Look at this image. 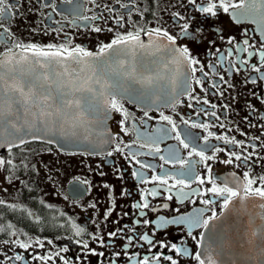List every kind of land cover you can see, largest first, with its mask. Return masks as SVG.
Masks as SVG:
<instances>
[{
	"label": "flooded vegetation",
	"instance_id": "obj_1",
	"mask_svg": "<svg viewBox=\"0 0 264 264\" xmlns=\"http://www.w3.org/2000/svg\"><path fill=\"white\" fill-rule=\"evenodd\" d=\"M10 3L14 0H9ZM122 3H130L131 0H121ZM43 3L54 5L53 7H43ZM136 9H133L131 19L125 16L128 23L125 28L119 29L124 32L125 29L131 30L133 26L148 28L164 27L171 34L176 35L179 32L178 24L182 23L173 18V12H181L185 18L191 17V29L200 28L203 30L202 40L200 43H189L188 46L195 56L200 61V66H203L204 72L208 73L207 77L203 73L197 71L195 76L203 81L202 90L200 86L193 83L195 89L194 96L198 97L200 102L190 99L186 94L179 96V103L175 108L172 106H164L161 101L151 103L145 100L143 103L130 101L127 95L118 97L124 108L129 113V118L124 125L128 129L127 134L121 131L120 121L123 116L120 113L112 112L107 120L110 138L116 137L111 145H103L96 148L95 151L99 154H90V150H63L53 144L43 141H31L24 146L25 151L13 149L10 155L7 150L0 153V157L4 159H13L15 168L9 166L6 169H0V199L4 200L5 205L0 206V226L7 227L8 224L14 225L16 236H11L7 230L0 232V255L3 252H8V255L20 254L25 257L24 261H6L5 264H41L40 261L32 259L36 255H54L61 248L67 247L68 252L60 254L69 260V264H109L113 261L114 264H131L128 256L121 255L119 258L112 255L114 251H124L123 245L127 243L126 239L114 238L111 241L110 247H103L100 244L92 241L89 238V233L103 237L106 241L109 240L107 234L115 231L117 228H122L127 225L129 228L135 226L134 221L144 219L138 215L139 210L132 207L136 202L140 201L141 190H148L153 187L161 192V195L156 197L149 196L148 199L153 207L159 208L158 212H149L148 218L152 220L158 219L163 215L166 218L179 215L181 213H194L198 209H204L203 218H208L212 215L211 210H215L216 214H220L222 209L223 196H216L207 190L212 187L208 182V168L205 167V162H200L199 157L193 155L188 157V149H184L174 138L176 133L171 131V125L167 121L160 119V113L172 116L177 124V131L184 136V130L190 131L195 136L200 137L198 143L204 146L203 137L208 135L203 128H189L182 122V119L190 120L196 123H207L210 125L208 131L215 135L209 137L208 145L220 148H225V152L215 153L216 159L209 160L206 163L211 166V176L216 181L217 185L223 186L228 182L230 187H235L233 174L236 180L243 182V173L249 171L250 177L258 178L264 175V81H258L256 84L251 83L252 78H256L258 74L248 70L240 72H232L228 74L224 71L228 61L238 62L240 59H248L249 64L258 63V56L249 58L247 53H235L233 56L224 61V67L220 66L219 55L215 53L219 48L226 55L231 47L227 43L228 37H236L242 42V33L247 30L251 37L250 43L256 44L259 47V33L257 25L249 21H242L237 24L228 15L221 13L218 18L205 19L201 14L196 12L195 8L181 7L178 0H135ZM20 11L18 15L11 18L10 21L5 20L3 23L11 29L17 41L34 42L40 45L48 43H68L70 46H81L88 51L97 52L101 43H108L114 37L113 32L107 31L108 27L115 28V22L109 18L113 15L118 16L125 13V9H121L116 0H20ZM96 4L101 7L97 8ZM79 7V13L85 16L103 14L105 20L83 21L75 20L77 15L76 8ZM104 5H109L116 9L115 13H109ZM31 7L32 11H29ZM148 8L149 11L144 13V18L137 15V11L144 12ZM159 20V23H157ZM134 21H139L138 25H133ZM94 25L101 26L105 31L97 33L92 30ZM33 29H36L34 32ZM56 30V31H52ZM2 31V29H0ZM47 31V34L45 32ZM7 35V34H6ZM224 40L220 39V36ZM142 39L147 41V37L142 34ZM214 41V43H210ZM181 43H188L182 40ZM12 46V42L7 44L0 43V52L5 51ZM14 51H18L14 49ZM210 64H215V70L210 67ZM189 72L186 67L180 69V73ZM180 73H173L176 77V90L180 91ZM223 75L225 81H228L233 87L229 88L227 84L219 80V76ZM217 87L213 88L212 85ZM133 87L139 89V84H134ZM171 87V85H169ZM227 89L225 95L221 97L220 91ZM255 93V95H253ZM203 99H207L209 105L202 103ZM192 104L193 107L188 105ZM215 104V109L210 105ZM222 105H228L227 108ZM205 109L209 115H205L201 109ZM148 111V115L152 119L144 116V112ZM212 111L217 113L219 120L210 115ZM177 113L179 115H177ZM199 113V115H197ZM247 118V119H246ZM223 123L224 127L219 125ZM168 130L165 135L164 130ZM243 133V135H242ZM163 136L164 138L158 141V146L161 149L159 153L148 155L149 149L141 147V144L149 143V138L156 139ZM216 136H228L230 139L235 137L238 141L242 140L249 147L248 152H255L258 155L253 156L255 163L251 168L244 165H239V162L234 164H224L220 161L228 158L229 151L242 153V150L233 145H226L223 141L217 140ZM259 136L260 140L255 141L254 137ZM187 142V141H186ZM121 143L124 148L123 153H115L112 156H107V151H113L115 144ZM255 144L253 148L251 145ZM128 145V147H125ZM174 147L179 150L180 156L189 160L195 167L196 175L205 179L203 185L199 184L194 178L190 181L189 187L184 188L185 192L192 193L195 190L203 195H190L188 199L181 204L176 195L173 194L171 201L166 199L169 194L163 191L155 182L140 184L139 181L132 176L134 170L139 169L134 161H131L130 153H143L136 159L151 164L152 169H142L145 177L150 180L152 175L163 176L165 171L175 174L177 171H182L179 165L165 163L161 160V156L167 157L169 148ZM212 147H208L206 155H213ZM242 154L246 155L247 152ZM128 156L129 159H125ZM25 165L27 167H25ZM119 169V172L117 171ZM103 173V175H101ZM122 177V178H121ZM181 179L184 177H176ZM175 183V180L170 179L169 184ZM107 184L109 187H104ZM180 186L177 185L173 189V193ZM127 190L130 195H122L121 193ZM201 200H212L214 203L205 205ZM43 201V203H41ZM115 208L111 215L105 219V213L110 208ZM194 201V202H193ZM167 203L169 207L164 209L160 205ZM8 204L16 205L15 209L8 208ZM91 205H95L92 207ZM179 209L177 213L175 209ZM28 212L33 215L28 216ZM124 213H128L127 216ZM39 217V220L36 219ZM86 229L83 237H76L71 223ZM137 232H148L151 235L150 228L156 231L157 240H165L177 243L187 247L190 252L198 251L196 241L192 240L187 235V229L184 226L169 225L167 229H155L152 225L150 228L136 226ZM203 228L193 229V235L198 239ZM24 233H27L25 235ZM166 233V234H165ZM125 235H133V233L125 230L120 234V237ZM31 237L34 241L37 238H51L52 245H47L45 248H40L33 244L27 250L19 249L15 246L4 245V240L20 239L27 241ZM77 239H88L90 247L97 252H105L107 259L104 257H96L87 254L81 250V246L76 244ZM142 243V242H141ZM11 247V251H9ZM144 248L129 247V253L138 252L140 256L146 254ZM153 252L157 249H152ZM166 254L172 255L167 249L163 250ZM151 255V253H147ZM77 257H84L83 260H77ZM53 264H63L62 261L55 260ZM167 264V262H163ZM181 264H197L191 257L181 259Z\"/></svg>",
	"mask_w": 264,
	"mask_h": 264
},
{
	"label": "snow or ice",
	"instance_id": "obj_2",
	"mask_svg": "<svg viewBox=\"0 0 264 264\" xmlns=\"http://www.w3.org/2000/svg\"><path fill=\"white\" fill-rule=\"evenodd\" d=\"M38 2L42 3L43 0H38ZM68 2L71 3V0H68ZM92 2L95 3V0H92ZM178 2L181 7L195 8L196 12L201 14L206 20L218 18L221 13H224L228 14L237 24L242 21L256 24L260 38L258 48L256 44L250 43L251 37L248 31L244 30L242 42L238 41L236 37L227 38V43L231 47L226 55L219 48L213 54L220 53L219 61L221 67H224V61L235 53H247L249 58L258 56V63L253 62L251 64H249L248 59H240L238 62L229 60L227 67H224V71L231 74L232 72L238 73L241 70L250 68L251 72L258 74L256 78L251 79L252 84L264 81V0H178ZM116 3L119 4L121 9H125L126 12L118 16L109 17L114 20L115 28L108 27L107 31L113 32L114 37L108 43H101L97 52H92L79 45L72 47L70 46V41L61 44L48 43L47 45L17 41L11 29L6 27L3 21H10L13 16L19 14L20 0H14L12 3L9 0H0V29H2L0 31V43L7 44L9 41L12 42L11 47L0 52V149H7L10 155L14 148L25 151L24 146L26 144L31 141H43L44 135L52 129H59L66 133L70 132L73 137L82 135L85 139L94 131L100 136L106 137V122L112 112L120 113L123 116L120 121L121 131L127 134L128 129L124 125L129 118V113L118 99L122 95H127L133 103H143L145 100L151 103L161 101L164 106H172L173 108L180 102V95L186 94L190 99L200 102L198 97L193 95L195 89L192 85L194 83L200 86L202 90L205 89L203 88L202 79L197 78L195 73L200 71L204 77H207L208 73L204 72L203 66L197 67L200 65V61L192 55L188 44L200 43L203 30L200 28L191 29V17L186 19L181 12L177 11L173 12V18L182 23L178 24L179 32L176 35L171 34L164 27L148 28L147 26H133L131 30L125 29L124 32H120L119 29L125 28L128 23L125 16L131 19L133 9H136V3L135 0H131L130 3H122L121 0H116ZM43 7L54 8V5L43 3ZM79 7L78 5L76 8L77 15L75 20L89 22L105 20L106 22V18L102 13L85 16L79 13ZM96 7L99 8L101 5L96 4ZM104 7L109 13L117 11L109 5H104ZM29 11H32L31 7ZM148 11L149 9L145 8L144 12L137 11V15L144 18V13ZM157 23H159V20H157ZM138 24L139 21L133 22V25ZM92 30L97 33L105 31L103 27L98 25H94ZM33 31L35 32L36 29H33ZM45 34H47V31ZM142 34L148 38L147 41L142 39ZM220 39L224 40V37L221 35ZM182 40H186L188 43H181ZM210 43H214V41ZM14 49L18 51H14ZM182 67L189 69L190 73H180ZM210 67L215 70L216 65L210 64ZM57 68L62 70H57ZM173 73H180L182 76L180 91L176 90V77L172 75ZM219 80L227 84L229 88L233 87L228 81H225L223 75L219 76ZM134 84H139L141 87L137 89L133 87ZM212 87L216 88L217 85L213 84ZM226 91L227 89L220 91L219 95L223 97ZM202 103L209 105L210 102L207 99H203ZM188 106L193 107L192 104ZM210 107L215 109L217 106L211 104ZM222 107L227 108L228 105H222ZM201 111L205 115H209L205 109L202 108ZM177 115L179 114L177 113ZM210 115L216 117L217 120L220 119L215 111H212ZM144 116L152 119L148 115V111L144 112ZM160 119L167 121L171 125V131L176 133L172 138L178 141L184 149L189 150V158L195 155L199 157L200 162H205V167L208 168L209 172L207 180L212 185L207 191L216 196L224 197L222 209H228L235 201H239L241 204L254 199L264 201V175L252 178L249 171H245L243 173V182L236 180L235 174H233L235 187H230L228 182H225L222 187L217 185L211 176V166L206 162L215 160V153L225 152L226 149L208 145L209 137L215 135L213 132L208 131L209 124L196 123L181 118L182 122L189 128H203L208 132V135L202 138L204 146H201L198 143L200 137L195 136L190 131L184 130V136L183 138L181 137V133L177 131V124L172 116L161 112ZM219 126L224 127V124L221 123ZM164 133L167 135L168 130L165 129ZM163 138V136L156 139L149 138L150 142L141 144V147L149 149L148 155L159 153L161 149L158 146V141ZM114 139L116 137L111 139L104 138L101 143L111 145ZM216 139L223 141L226 145L240 148L242 153L247 152L244 155L236 151H229L228 158L220 161L221 163L231 165L239 162L238 166L244 165L248 168H251L255 163L253 156L258 155V153L248 152L247 148L249 146L244 141H238L235 137L230 139L228 136H216ZM254 140L259 141L260 137L256 136ZM47 143L52 144L54 141L48 139ZM260 146L264 147V144ZM125 147H128V145H125ZM208 147H212L213 155H206ZM251 147L255 148L256 145L253 144ZM114 152H124L121 143H116L113 151H107L106 155L112 156ZM90 154H99L95 151V146ZM142 154L139 152L129 154L131 161L139 165V169L134 170L132 176L140 184L155 182L163 188L164 192L169 193L166 196L167 200L171 201L174 194L181 204L190 195H203V193H197L195 190L192 193L184 191V188L190 186L187 181L194 178L199 184L203 185L205 179L196 175L194 165L189 160L182 158L177 148L170 146L167 157L161 156L160 159L164 160L165 163L179 165L182 171H177L175 174L165 171L163 176L152 175L150 180L145 177V173L141 170L152 169L153 166L136 159L137 156ZM125 159H129V157L126 156ZM9 166L13 169L15 168L13 159L0 157V169H6ZM25 167L27 166L25 165ZM117 171L119 172V169ZM176 177L184 178L177 179ZM170 179L175 180V183L169 184ZM177 185L180 187L173 193V189H176ZM104 187L107 188L109 185L105 184ZM121 194L130 195L127 190ZM159 195H161V192L157 191L156 187L141 190L140 201L134 203L132 207L139 210L138 215L144 219L135 220V226L129 228L125 225L109 232L107 234L108 241L101 236L90 233L89 238L105 248L111 246V241L114 238L126 239L127 243L123 245L124 251H114L112 255L117 258L122 254L128 256L131 264H163V262L181 264V259L184 257H191L197 264H217V260L204 250H198L193 253L187 247L177 243L155 239L156 231L150 228L152 225L155 226V229H167L169 225H182L187 229V235L196 241L197 247L202 248L205 234L201 232L198 239L193 235V229H208L210 221L218 219L215 210H211L212 215L208 218H203L204 209H198L194 213H181L171 218L161 215L158 219L152 220L148 218V213L158 212L159 208L153 207L148 197ZM5 203L4 200L0 199V206L5 205ZM201 203L209 205L214 203V201L201 200ZM91 206L95 207V205ZM7 207L15 209L17 206L8 204ZM160 207L167 209L169 205L164 203ZM114 208L115 201H113V208H110L105 213V219L111 215ZM259 208L264 210V203H260ZM175 211L177 213L180 212L178 208ZM27 214L28 216L33 215L31 212ZM124 215L127 216L128 213H124ZM36 219L39 220V217H36ZM260 219L264 221V212L260 214ZM136 226L150 228L151 235L148 232H137ZM71 227L76 237L85 235L86 229L84 227L77 225L75 222L71 223ZM10 229L12 230L10 235L16 236L14 225L8 224L6 228L0 226V232ZM125 230L133 233V235L120 237V234L124 233ZM24 234L27 235V233ZM252 235L258 238V246L261 251L259 264H264V224L256 228ZM75 243L80 245L81 250L87 254L107 259L105 252H97L90 247L88 239H77ZM3 244L27 250L33 244L40 248H45L46 244H53V239L37 238L33 241L29 237L27 241L20 239L4 240ZM145 245L148 248L143 256H140L138 252L129 253L127 251L129 247L135 248L138 246L144 248ZM152 249H157V251L153 252ZM165 249L171 252L172 255L166 254L163 251ZM9 251H11V247H9ZM61 252H68V248L63 247L54 255H36L32 259L40 261L41 264H53L55 260L62 261L63 264H69V260L62 256ZM147 253H151V255ZM76 259L83 260L84 257H77ZM24 260L25 257L18 253L13 256L8 255V252H3L0 255V264H5L6 261ZM109 264H114V262L109 261Z\"/></svg>",
	"mask_w": 264,
	"mask_h": 264
},
{
	"label": "water",
	"instance_id": "obj_3",
	"mask_svg": "<svg viewBox=\"0 0 264 264\" xmlns=\"http://www.w3.org/2000/svg\"><path fill=\"white\" fill-rule=\"evenodd\" d=\"M106 129V137L94 131L87 139L82 135L73 137L70 132L52 129L44 135L43 142L51 139L53 145L63 150H90L94 146L96 149L105 145L101 143L102 139L110 138L107 122ZM5 150L0 149V153ZM260 203L264 201L254 199L243 204L235 201L224 209L222 215V212L217 215L218 219L210 221L208 229L203 228L205 238L202 248L198 250L213 256L217 264H259L261 251L258 238L253 237L252 232L264 224L260 219V214L264 212L259 208Z\"/></svg>",
	"mask_w": 264,
	"mask_h": 264
}]
</instances>
